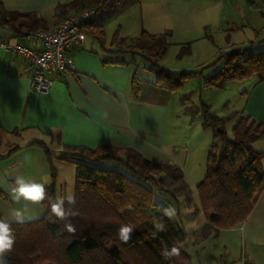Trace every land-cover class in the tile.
<instances>
[{"label": "trees", "instance_id": "16d2710c", "mask_svg": "<svg viewBox=\"0 0 264 264\" xmlns=\"http://www.w3.org/2000/svg\"><path fill=\"white\" fill-rule=\"evenodd\" d=\"M139 3L140 0H70L57 4L56 10L63 18L80 8L94 6L96 13L84 32L100 40L103 26L94 21L101 13L116 15ZM0 25L9 28L13 36L43 29L42 19L35 14L8 12L2 6ZM169 35V30L153 34L142 29L127 45V37H120L115 30L110 43L132 57L146 52L151 61L147 57L145 68L154 74V84L172 91L178 85L174 72L155 63L164 54ZM254 45L226 54L219 70L204 83L222 87L229 80L251 76L263 81L264 50L253 51ZM131 62L137 66L134 59ZM130 87L136 96L135 74ZM231 116L234 120L228 138L223 129L226 118L207 109L201 115L202 125L213 130L205 174L195 186L198 209L204 219L201 239L243 222L264 190V150L251 146L264 137V124L238 111ZM59 158L74 167L72 200H64L67 214L58 218L51 212V203L61 197L56 188V170L51 165V182L45 185L46 196L40 200L42 214L32 220L10 222L15 241L10 250L1 253L5 260H0V264H191L185 234L171 212L154 201L155 197L168 196L177 204V195L188 196L178 164L167 160L151 162L133 149L108 145L73 147ZM107 160L115 161L121 169L99 166ZM121 224L133 225L127 241L118 237ZM173 246L178 249L176 254H161Z\"/></svg>", "mask_w": 264, "mask_h": 264}, {"label": "crops", "instance_id": "0c3cea01", "mask_svg": "<svg viewBox=\"0 0 264 264\" xmlns=\"http://www.w3.org/2000/svg\"><path fill=\"white\" fill-rule=\"evenodd\" d=\"M68 1L0 0V6L8 12L33 13L42 19L43 29L52 30L62 19L57 4ZM176 1L140 0L137 5L145 22L141 29L153 34L165 30L166 20L174 18L176 12L163 5ZM0 39L28 43L25 36H13L9 28L1 25ZM110 42L111 38L107 45L103 38L86 34L80 46L68 50L69 66L54 79L47 93L31 89L30 69L25 61L0 49V136L4 139L0 145L4 146L0 154L2 219L17 221L12 212L17 208L23 210L25 205L27 214L22 221L40 217V201L17 203L11 199L15 177L25 175L47 185L51 182L52 165L57 184L62 161H68L59 155L73 147L130 148L151 162H171L165 152L167 107L157 99L166 98L167 90L156 86L154 78L149 79L143 92L136 75L137 66L131 62L133 57L126 59L127 53ZM133 74L138 80L136 96L130 87ZM243 92L245 101L234 111L264 124V80L257 81L255 77ZM9 138L16 140L9 144ZM203 224L204 219L201 227ZM185 236L187 240L190 235ZM210 242L216 251L222 252L220 257L223 255L225 260L220 261L222 264H264V190L243 222L220 230Z\"/></svg>", "mask_w": 264, "mask_h": 264}, {"label": "rangeland", "instance_id": "374dc122", "mask_svg": "<svg viewBox=\"0 0 264 264\" xmlns=\"http://www.w3.org/2000/svg\"><path fill=\"white\" fill-rule=\"evenodd\" d=\"M163 6L174 10L176 16L165 22L166 29L170 31L168 45L155 63L174 72L178 85L167 91L166 98L157 99L167 107L165 152L171 162L181 167L189 193L187 197L177 195L178 202L174 204L170 197L158 196L153 188L158 196L154 201L169 210L179 229L190 235L186 245L191 264H222L220 261H225L223 255L220 257L222 252L211 246L212 236L200 237L203 217L198 209L195 186L204 177L206 158L213 140V130L202 125L201 115L207 109L218 117L226 118L223 129L231 138L232 112L241 108L245 101L243 91L250 87L255 76L229 80L222 87L207 86L204 81L219 70L226 50L245 48L250 44H255L251 47L253 51L264 50V0H177ZM143 18L139 5L116 15L101 13L98 21L103 26L105 44L108 45L112 34L118 30L119 36L127 37V45H130L142 30ZM126 55V59H130V54ZM147 57L150 62L146 52L133 57L143 92L148 88L149 79H154L153 73L145 69L149 63ZM3 140L0 136V145H3ZM12 140L16 139L9 138V144ZM251 146L257 151L264 150V137ZM1 148L4 146L0 147V154ZM62 164L58 170L57 193L70 201L67 196L73 195L74 167L68 161H62ZM99 166L121 169L113 160L103 161ZM0 260H5L2 254Z\"/></svg>", "mask_w": 264, "mask_h": 264}, {"label": "built area", "instance_id": "2783aa9c", "mask_svg": "<svg viewBox=\"0 0 264 264\" xmlns=\"http://www.w3.org/2000/svg\"><path fill=\"white\" fill-rule=\"evenodd\" d=\"M96 8L84 7L63 17L52 30H32L24 36L28 43H10L0 39V49L18 56L29 65L30 87L47 93L56 77L69 66L67 52L85 39L84 27L94 17Z\"/></svg>", "mask_w": 264, "mask_h": 264}, {"label": "clouds", "instance_id": "9594fccd", "mask_svg": "<svg viewBox=\"0 0 264 264\" xmlns=\"http://www.w3.org/2000/svg\"><path fill=\"white\" fill-rule=\"evenodd\" d=\"M11 199L14 202L31 201L38 202L45 198L46 190L45 184L43 182H38L36 180L27 178L25 175H17L15 177V186L11 189ZM68 200H72V196L69 194L67 196ZM65 197H57L55 202L51 203V212L58 218H63L67 213L64 208ZM27 214V206L24 209L20 208L14 209L12 216L17 221H22ZM162 229V225H158ZM133 230V225L131 224H121L118 229V237L122 241H127L129 239L130 233ZM15 235L13 229L10 225L9 220L0 219V253H4L10 250L14 244ZM178 252V249L173 246L170 249H163L162 255L165 257L172 256Z\"/></svg>", "mask_w": 264, "mask_h": 264}, {"label": "water", "instance_id": "95a60500", "mask_svg": "<svg viewBox=\"0 0 264 264\" xmlns=\"http://www.w3.org/2000/svg\"><path fill=\"white\" fill-rule=\"evenodd\" d=\"M232 50H226L225 54H229ZM218 130L220 131V128L218 127Z\"/></svg>", "mask_w": 264, "mask_h": 264}]
</instances>
